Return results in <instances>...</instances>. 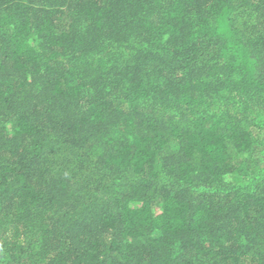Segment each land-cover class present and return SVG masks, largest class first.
<instances>
[{
  "label": "trees",
  "instance_id": "16d2710c",
  "mask_svg": "<svg viewBox=\"0 0 264 264\" xmlns=\"http://www.w3.org/2000/svg\"><path fill=\"white\" fill-rule=\"evenodd\" d=\"M0 264H264V0H0Z\"/></svg>",
  "mask_w": 264,
  "mask_h": 264
}]
</instances>
